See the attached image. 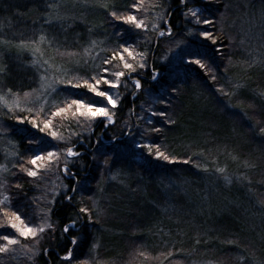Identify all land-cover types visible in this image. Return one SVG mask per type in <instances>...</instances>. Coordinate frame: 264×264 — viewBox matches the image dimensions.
I'll return each mask as SVG.
<instances>
[{"label":"trees","instance_id":"obj_1","mask_svg":"<svg viewBox=\"0 0 264 264\" xmlns=\"http://www.w3.org/2000/svg\"><path fill=\"white\" fill-rule=\"evenodd\" d=\"M107 2L109 8L105 9L95 6L94 1H89L93 6L77 3L73 7V0H65L67 6L61 9L62 13L74 15L76 19L65 24L46 25L41 19L44 9L36 0H0V33L11 41L8 45L0 44V65L7 66V74L0 77V89L7 86L11 87L13 92L19 90L22 94L38 87L36 71L31 67L30 53L16 48L15 45L20 40L38 39L41 31L53 41L51 46L47 42L41 44L44 58H53L50 62L61 64L72 77L87 78L93 71L94 62L87 58L83 50L91 49V41L102 40L98 33L107 34L104 37L103 50L97 56L100 59L99 62L96 61L98 65L105 57L110 56V50H116L125 40H130L136 45L138 37L133 29L116 21L109 13L117 11L118 14L124 15L132 12L140 18L152 12L151 3L148 4L147 0H144V6L148 8L145 12L143 9L137 11L130 8L137 0ZM159 2L157 0L154 3ZM251 3L264 6V0H252ZM169 4L168 24L175 32L173 36H167H175L182 40L183 44L176 53L162 60L166 56L162 38L154 36L152 48L156 53L155 56L150 53L148 64L144 68H139L135 61L126 56L137 68L136 73L131 76L140 81L141 91L137 92L129 78H123L121 87L112 93H118L115 95L118 100L116 108L108 105L102 97H96L84 89L71 90L78 91V95L70 97V92L65 91L66 86L62 85L56 93L54 102L57 104L65 98L83 97L86 102L95 100L97 106L108 107L109 111L114 113V122L110 125L106 124L104 118H98L92 121L90 128L83 126L82 118H79V123L76 119L54 118L56 130L66 137L71 133V139L67 144L57 141L52 144L58 143L59 147L64 144V147H73L81 153L80 156L71 158L72 162L66 159L69 161L65 162L68 175L62 176L68 186V192L74 194L72 201L67 199L68 193H60L52 200L47 172L39 169L37 177H29L19 171L21 165L31 167L26 161L36 154L37 149L53 148L48 143L37 144L36 141L45 136V133H39L27 122L20 124L9 118L6 115L7 109L0 106V126L9 129L7 135L0 136V163L6 156L3 141L14 142L13 148L19 153L11 166L13 170L7 175L6 191L12 197L14 205L8 211L21 210L20 214L25 221L34 220L39 223L42 221V216H38L40 211L45 207L51 208L50 219L54 223L55 231L53 239L42 250L38 259L40 264H83L82 261L91 248L92 239L100 232L104 231L105 234L107 230H112L120 241L119 245L115 244V248H108L107 242L110 240L102 234V256L118 260L119 264L133 258L134 261L140 260L144 253L158 257L164 264H188L193 260H208L216 264H264V209L258 204V201L264 200V133L260 131L264 127V20L263 23L259 20L261 27L254 30L255 34L250 38L248 47L241 44V35L235 34L234 27L226 22L232 9L227 0H214L211 3L208 0H188L186 5L182 0H170ZM188 7L201 9V19L212 18L216 21L215 24H196L191 20L184 23L183 12ZM253 7L257 13L258 6ZM17 12L22 15H17ZM205 30L213 31L214 35L220 38L216 45L199 35ZM121 32L125 35L120 36ZM133 34L135 40L130 39ZM136 47L139 46H135L134 50ZM57 48L59 53L68 51L77 55L62 56L55 51ZM218 48L221 49L220 52L216 51ZM192 53L199 55L193 56ZM196 58L201 59L207 67L200 68L188 62ZM86 60L88 63H85ZM124 71L127 73V70ZM155 73H158V77L153 79ZM213 76L215 80L212 79ZM20 84L24 87L20 88ZM173 87L180 89L178 94L171 91ZM220 89L234 94L226 96ZM101 90H107L106 86H102ZM52 105L53 102L48 106ZM28 107L38 106L29 104ZM145 107L156 113L157 117L150 123L141 121L136 128L133 113L142 111ZM52 110L55 108L52 107ZM160 112L167 115L160 116ZM16 114L30 115L28 112ZM44 119V114H40L38 122ZM168 119L174 120L175 123H168ZM183 124L188 127L187 134L181 130ZM149 128H159L161 131L145 136V131ZM133 130L145 143L160 144V150L166 155L174 156L178 161L191 158L190 162L172 164L157 160L154 154L149 155L147 150L127 153L130 146L126 136ZM193 153L200 155L193 156ZM225 153L238 157L242 164L224 168V172L232 181L239 180V176L243 178L248 190L238 201H250L253 216L249 217L243 206H231L229 210L222 212L218 219L211 220L205 229L207 225L200 218L194 217L188 209L187 188L203 189L204 182H211L215 178L216 169L222 168L219 154ZM134 156L143 159L142 162L134 160L132 164L143 177H147L148 181L144 183H147L151 202L145 204L142 201L145 200L143 191L133 187L137 180L143 181L142 178H137V174L130 180L126 178L127 188L118 185L115 180L106 186V191L112 192V195L124 194L121 201L125 202L124 207L130 208V211L121 219L109 214L105 223L96 220L91 196L105 185L114 170L119 166H126ZM20 157H23V160ZM104 160L109 163L104 164ZM204 163L208 165V172L201 170ZM196 164L201 165V169H197ZM161 174H173L174 177L179 174L187 179L186 190H170L166 192L169 195L165 196L164 191L162 192L153 181ZM17 184L21 185L18 189L15 187ZM17 204L19 208L15 207ZM83 208L90 211L81 212ZM3 209H0V223L4 222L1 218ZM89 218L97 222L90 223ZM117 220H120V223ZM103 224L107 226L106 231L102 230ZM75 225L81 227L79 236ZM65 228L68 230L65 231ZM11 231L10 227H5L0 229V234H10ZM174 236L177 238L172 242ZM161 237H164L163 240H160ZM74 238L80 239L78 245L73 243ZM75 244L77 246L73 257L65 259ZM169 252L173 255L167 256ZM5 255L0 253V264L6 259ZM241 256H244L245 260L241 261Z\"/></svg>","mask_w":264,"mask_h":264},{"label":"snow or ice","instance_id":"obj_2","mask_svg":"<svg viewBox=\"0 0 264 264\" xmlns=\"http://www.w3.org/2000/svg\"><path fill=\"white\" fill-rule=\"evenodd\" d=\"M37 3L40 4V6L44 9L41 19L43 20V23L46 25H52V24H65L68 23L71 20H75L76 17L74 15H69L67 13H62L61 9L66 7L65 0H36ZM185 5L187 4L188 0H182ZM209 3L214 2V0H208ZM77 3H83L85 6H93L89 3V0H73V7ZM95 6H100L105 9L109 8V3L107 0H96ZM159 5H153V7H156ZM131 9L139 11L140 9H143L145 12L148 11V8L144 6V0H137L136 3H133L130 6ZM17 15H22L21 13L17 12ZM109 15L114 18L116 21L122 22L124 25H128L131 27V29H140L147 31L149 25L145 22L147 19L141 18L138 19L137 15L135 13L130 12L129 14H118L117 11H110ZM187 17H192L195 19L196 24H204L212 26L215 24V20L212 18L204 17L201 19V16L203 15V11L199 8L197 9H189L188 12L184 13ZM160 19H163V17H160ZM71 26V25H69ZM157 25H153V27H156ZM167 31H161L160 35H171L172 29L170 24H166ZM120 36H124L125 33L121 32L119 33ZM206 41H210L212 45H216L220 38L216 35H214V32L211 30H205L199 33ZM131 40H135V34L130 38ZM47 42L49 46L52 45V40L48 38L47 34L43 31L40 32L38 39L36 40H20L18 44L15 45L16 48L21 50H29L32 53V60H31V67L35 69L36 75L38 78V87L31 89V91H24L21 94V91L17 90L13 92V89L11 87L5 86L3 89H0V106L7 109L6 115L19 122L20 124H23L27 122L30 124L33 128L37 129L39 133H45V136L40 137L38 141H36L37 144H51L53 150H45L43 148L37 149L36 154L33 155L30 159L26 161L28 165H31V167H25L21 165L19 167V171L26 173L29 177H37L39 173V169L42 167V165L39 163L41 161H47L50 163L55 162L58 160L60 152L56 151L55 149L59 148V144H52L53 141L57 142H63L67 144L68 140L71 139V133L69 136L63 135L60 131L56 130V127L54 125V118L61 117V118H67V119H76L77 123H79V118H84L88 121H95L98 118H107L110 122L112 121V117L114 115L113 112L109 111L108 107L105 106H97V102L95 100L86 102L83 97L71 99V98H65L61 100L58 104L53 102L52 107L55 108V110H52V107H49V99L48 97L52 95V93H55L57 91V87L60 85H65V91L70 92L71 96H77L78 91H71V90H80L84 89L87 93H91L96 97H102L104 101L110 105L112 108H116L118 106V100L113 99V90L119 89L121 87V78L125 77L126 74L130 78L133 73H136L137 68L134 66L133 63H130L128 61L127 57H130L132 60H136V57L139 56L140 60L137 61V65L139 68H144L146 65L143 62L146 53L145 52H136L135 49V43L130 42V40H125L124 44H119L116 48V50H110L111 54L108 57H105L100 65H96L92 72H90L85 77H68L66 72H62L61 76H56L55 72L60 71V69H57L56 66L52 63H50L49 59H42L44 56V51L41 49L40 45ZM11 41L8 39H5L3 37V34L0 33V44L8 45ZM244 41L241 40V44H243ZM127 45V46H126ZM97 46L96 41H91L90 47L95 48ZM56 52L59 53V48L55 49ZM84 53L86 55H91L89 48H84ZM217 52H220L221 49H216ZM60 55H67V56H75L77 53L74 52H68L65 51L63 53H59ZM193 56L199 55L198 53H192ZM189 63L198 65L200 68H206L207 65L202 63L201 59L196 58L188 61ZM85 63H88L86 60ZM123 70H118V69ZM127 70V73L126 71ZM52 72V75H49V72ZM7 74V66L6 65H0V77ZM112 77V78H109ZM155 79V76L153 77ZM213 80H215V77H212ZM74 80H77L79 82H75ZM135 86L139 88L140 81L135 80L134 81ZM102 86H106L107 90H101ZM20 88H23L24 85L20 84ZM173 93H179L180 89L177 87H173L171 89ZM220 91L228 96L233 95L234 93H226L223 92V89H220ZM118 95V93H117ZM11 97V99H9ZM33 103L38 104V107L36 108H29V107H21V99L23 98L25 101H28L30 98H33ZM162 103H167V101H161ZM63 106H60V105ZM230 107H239V105H230ZM20 112H28L29 116H22L17 115L16 113ZM40 114H44L45 119L43 121L38 122V117ZM70 114V115H69ZM154 115H156L154 113ZM160 116H166L167 114L165 112L158 113ZM250 119V117H249ZM168 123L174 124L175 121L168 119ZM41 124L43 126H41ZM161 129L159 128H149L145 131V136L150 135L151 133L160 132ZM261 133H264V127L260 129ZM9 132L8 128H5L3 126H0V136L7 135ZM50 138V139H49ZM14 143L12 141L9 142ZM29 143H32L29 141ZM141 149L147 150L149 155L155 156L157 160H163L167 161L172 164L176 163H189V160L184 161H178L177 158L174 156L166 155L164 151H161V145L155 144V143H146V144H139L137 145ZM63 152L66 153L69 157H78L81 155V153L74 151L73 147H65L62 149ZM7 156H14L18 157L19 153L15 151L8 152L5 150ZM200 155L198 153H193V156ZM21 160H23V157H20ZM108 160H104V164H108ZM15 167V165H13ZM249 167H254L255 165H248ZM45 170H47V165H43ZM195 167L197 169H201V165L196 164ZM203 172H208L209 169L207 167H203L201 169ZM64 172H68L67 164L64 165L63 168ZM217 172L224 173V168H217ZM3 172H10V169L7 167V164H0V175H2ZM15 175V173H13ZM177 179H172L169 177V183L164 184L163 180H161V184L166 189H171L173 186H181V181L183 183H188L187 179L180 177L179 174H176ZM115 178V177H113ZM244 179H248L247 177H244ZM225 180L228 184L232 183V180L230 177H225ZM250 182V181H249ZM7 185L6 180H0V188H4ZM15 187L18 189L21 187V185L17 184ZM75 191V189H72ZM68 200H71L72 197L68 196ZM258 204L261 206L262 209H264V200L258 201ZM0 205H4V209L2 211V215L4 218H6L7 223H0V229H3L5 227H10L11 229L15 230V233H18L19 237H23L25 239L32 238L37 243L38 237L40 234L44 233L47 228H51L52 225L50 223L45 224L44 221H41L37 223L36 221H30L26 222L24 218L21 216L20 211H12L11 214L9 213L8 209L14 207L12 203V197L3 194V198L0 199ZM16 208H19V205H15ZM90 210L88 208L81 209V212L88 213ZM26 215V214H25ZM75 223V221H73ZM68 229L65 228V231ZM75 238L73 239V243H75ZM20 243V240L17 238L15 234H0V253L6 254L9 251L13 250L10 246L18 245ZM235 243V242H230ZM28 251H33L32 249H28ZM143 255V253H141ZM173 253L169 252L167 256H171ZM72 256L71 251L68 252L67 257L65 259L70 258ZM167 256L165 258H167ZM241 261L245 260L244 256L240 257Z\"/></svg>","mask_w":264,"mask_h":264},{"label":"rangeland","instance_id":"obj_3","mask_svg":"<svg viewBox=\"0 0 264 264\" xmlns=\"http://www.w3.org/2000/svg\"><path fill=\"white\" fill-rule=\"evenodd\" d=\"M89 1H94V3H96V0H89ZM157 1V0H147V3L149 4V2L151 3V7L152 4ZM160 1L158 4L154 3L153 5H159L156 7H153V10L151 13L149 14H145L142 15L140 18L138 17V19L141 18H147L145 20V22L149 25L147 31L144 30H140V29H133L132 31L134 33H136L138 40L136 42V52H145L146 53V57L144 59V63L145 65L148 64V58L150 53L154 54L155 56V50L152 48L153 44H154V36L158 37V38H162V45L165 48V52H166V56H164L162 58V60L164 58H166L167 56H169L170 54L176 53L177 50L179 49V46L183 44L182 40H180L179 38L175 37L171 38L168 36H173L174 34V30L172 29V34L171 35H165V36H161L160 32L161 31H167L166 28V24H168V10L170 7V0H158ZM227 2H229L230 6H231V11L230 13H228L226 22L229 23L231 26H233V30L234 33L241 35V40L244 41L243 44L247 45L249 47V40L251 37H253L254 30L257 27H261V22L263 23L264 20V6H260L257 4H252V0H227ZM149 6V5H148ZM253 6H258L257 7V13L256 10L254 9ZM189 9H197V8H193V7H188L184 12H183V20L185 21L184 23H186L187 21L190 22L193 21L195 22V19L192 17H187L184 15V13L188 12ZM141 15V14H140ZM160 17H163V19H160ZM261 22H260V21ZM153 25H157L156 27H153ZM165 25V26H164ZM193 31V30H192ZM100 37L102 38V40H100L99 42H97V46L95 48H91L90 49V53L91 55H87V58L90 59L93 64V66H96V64L99 62L100 59L97 58V56H99L100 52L103 50V44H104V40L107 36V34H100ZM93 36V35H92ZM166 37V38H164ZM168 37V38H167ZM167 39V40H165ZM33 40V39H32ZM28 41V40H27ZM251 41V40H250ZM256 44V43H255ZM41 47V45H40ZM106 47V46H105ZM143 47V48H142ZM43 47H41L42 49ZM245 48H247L245 46ZM28 53H30L31 57H32V53L31 51L27 50ZM42 59H45L44 56ZM98 60V62L96 63V61ZM140 60V57L137 56L136 57V64L137 61ZM134 61V60H133ZM52 63V62H50ZM56 66L57 69H60V71H56L55 75L56 76H61L62 72H66L68 77H72V74H70V72L67 71V69H64L62 67L61 64L59 63H52ZM91 65V63H90ZM98 65V64H97ZM138 66V65H137ZM53 73L50 71L49 75H52ZM155 78L158 77V73L154 74ZM126 78H129L126 74L125 76ZM123 77V78H125ZM123 78H121V81L123 80ZM137 79H134L133 76H131L129 78V82L132 83L135 86L134 81ZM75 81V80H74ZM141 85V84H140ZM62 85L57 87V91L59 90V88ZM125 86V83H124ZM126 87V86H125ZM136 87V86H135ZM137 92L141 91V86L139 88H137ZM52 93L51 96L48 97L49 99V103L54 102L56 99V93ZM118 92V91H117ZM116 91L113 95V99H115V95H116ZM9 99H11V97H9ZM34 100L33 98H30L28 101H25L23 98L21 99V107H28L29 104H34L37 105L36 103H33L32 101ZM35 108V107H33ZM156 114V113H155ZM157 117V115H154L153 111H151L148 107H145L142 111H137V113H133V121L136 124V128L139 127V123L141 124V121L145 120L148 123L152 122L155 120V118ZM105 122L107 125H110L113 122H110L107 118H104ZM83 121V126L90 128L92 126V121H88L85 120L84 118H82ZM112 121H114L113 117H112ZM134 128V127H133ZM181 130L184 134H187L188 131V127L187 125L183 124L181 127ZM127 141L129 142V146L130 148L126 151L127 153L129 152H141L142 150L144 151L145 149H141L139 148L137 145L139 144H146L144 142V139L142 137H140L138 135V133L133 130L130 131L129 134H127ZM4 142V148L5 150H7L8 152L11 151H15L13 148L14 143H9L10 141H3ZM65 144V143H64ZM64 144L61 145L59 148L55 149L56 151L60 152L59 158L57 161L52 162L49 164V162L47 161H41L39 162L42 167L40 168L42 171L47 172L48 177H49V181L48 183L50 184L49 187V191L52 197V200L55 199L60 193H68V196H71L72 199L69 201H72L74 198V194H72V192H68V186L66 185V183L63 180V174L64 175H68V172H64L63 168L65 165V162H69L66 161L71 158L74 157H69L66 155L65 152L62 151V149H64ZM110 144V142L108 143ZM123 150V148H122ZM74 151L78 152L76 149H74ZM146 151V150H145ZM6 153V152H5ZM221 157V164H222V168H231V167H238V166H242V164L240 163V160H238V157L236 156H231L230 154H219ZM16 157L14 156H5L4 160L0 163V164H7V167L10 170L12 167L13 162L15 161ZM139 161L142 162L143 159L139 156H134L130 159L129 163H127L126 166H119L116 170H114L113 173L110 174L109 178L107 179V182L105 183V185L103 187H100L95 195L91 196V201H92V206L94 209V214L96 215V220L101 221L103 223L106 222L109 214L112 216H117V219H121L123 216L126 215V213L128 211H130V208H126L124 207L125 202L122 200L121 201V197L124 195H112V192H108L106 191V186L112 184V182H114L115 180L118 181V185L121 186H125L127 184V179H131L133 178L134 175H138V177L142 178V182L137 180L136 184H133L134 188H138V190L143 191V195L145 196V200H142L145 204H149L152 200V197L149 195L148 190H147V183H144L146 181H148L147 177H143L141 175V172L137 170V168L134 167V165L132 164V161ZM207 164V163H206ZM204 163L203 167H207L208 165H206ZM43 165H47V170H45V168L43 167ZM210 168V166H209ZM220 168V167H219ZM215 171H211V173H213ZM10 172H3L2 175H0V180H6L7 181V175ZM227 174L226 172L224 173H219L216 171L215 178L211 181V182H204L205 186L203 189H198V188H193V189H189L187 188V201L189 203V210L193 213L194 217L200 218L204 224L207 225V227L205 229L208 228L209 222L211 220H216L218 219V217H220L221 213L224 211L229 210V208L231 206H243L249 213V217L253 216V210L252 207L250 206V201L249 203H242L239 200L241 195H245L248 187H245V184L243 182V178L241 176H239V180L242 181L240 182L238 179L236 181H232L231 184H228L227 182H224L225 177H230L225 175ZM129 176V178H128ZM222 177V178H219ZM115 177V178H113ZM169 177H171L172 179H177V177H174V175H170V174H161L159 175L157 180H153L156 185L160 188V190L163 192V194L169 195L166 192L173 190L175 191L177 190H181V191H185L186 187L185 184L183 183V181H181V186L177 187V186H173L171 187V189H166L162 184H161V180H163L164 184H168L169 181ZM241 178V179H240ZM224 179V180H223ZM249 180V179H248ZM130 191H132V189H130ZM3 194H7L10 196V194L6 191V186L4 188H0V199L3 198ZM172 194V193H171ZM170 194V195H171ZM45 206H47V202L45 201ZM49 205H51V203H49ZM4 205H0V209L4 208ZM110 211V213H108ZM9 213L11 214V211H9ZM50 214H51V208L50 207H45L43 208L40 213L38 214V216H42V221L45 222V224L50 223L52 225L51 228H47L44 233L40 234V236L37 238L38 239V243L36 241H34L32 238H28L25 239L23 237H19L18 233H15L14 229H11V233L14 232V234L17 236V238L20 240V243L18 245H14V246H10L11 251H9L8 253H6L4 262H2L3 264H40L39 263V257L42 253L43 248L46 246L47 243H49L52 239H53V234L55 231V226L54 223L52 222V220L50 219ZM2 219H4V224L7 223L6 218L3 217V215H1ZM22 216V215H21ZM23 217V216H22ZM105 221V222H104ZM118 223H120V220H117ZM114 221V222H117ZM27 222V221H26ZM88 222H97L95 221L93 218H89ZM127 222V221H126ZM102 230L107 229V226L105 224L101 225ZM74 228L76 229V232L80 234V230L81 227H76V225L74 226ZM205 233V232H204ZM102 234H104L103 232H100L98 235H96L93 239H92V243H91V248L88 252V254L85 256L84 260L82 261L83 264H119L118 260H111V259H107L105 257H103V253L101 252V249L104 247V243L102 241ZM105 238L107 240H110L107 245L108 248H115V244L119 245V241L120 238L115 236V233L111 230H107L105 232ZM161 237L160 240H163ZM175 238H177L176 236L172 237V242H175ZM79 238L76 239L75 243L78 245L79 244ZM116 242V243H115ZM74 245L71 248V253L73 257V253L76 252V246ZM114 245V246H113ZM28 249H32L33 251H28ZM68 255V254H67ZM66 255V256H67ZM109 257V256H108ZM158 258V257H157ZM157 258L152 257L149 254L144 253L142 259H138L139 262L134 261L133 259H128L127 261H123L120 264H164L163 262L159 261ZM1 263V264H2ZM177 264H184L183 262H178ZM188 264H216L213 261H208V260H193Z\"/></svg>","mask_w":264,"mask_h":264}]
</instances>
